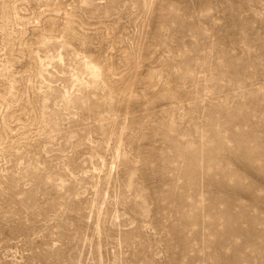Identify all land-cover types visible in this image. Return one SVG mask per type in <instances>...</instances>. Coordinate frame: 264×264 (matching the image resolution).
Instances as JSON below:
<instances>
[{"label": "rangeland", "instance_id": "rangeland-1", "mask_svg": "<svg viewBox=\"0 0 264 264\" xmlns=\"http://www.w3.org/2000/svg\"><path fill=\"white\" fill-rule=\"evenodd\" d=\"M0 264H264V0H0Z\"/></svg>", "mask_w": 264, "mask_h": 264}]
</instances>
